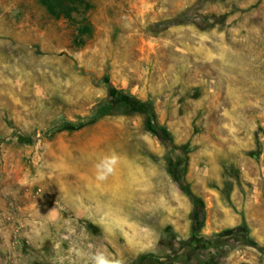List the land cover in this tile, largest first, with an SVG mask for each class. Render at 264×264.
Masks as SVG:
<instances>
[{"label":"rangeland","instance_id":"374dc122","mask_svg":"<svg viewBox=\"0 0 264 264\" xmlns=\"http://www.w3.org/2000/svg\"><path fill=\"white\" fill-rule=\"evenodd\" d=\"M74 6L0 0V264H264V0Z\"/></svg>","mask_w":264,"mask_h":264},{"label":"trees","instance_id":"16d2710c","mask_svg":"<svg viewBox=\"0 0 264 264\" xmlns=\"http://www.w3.org/2000/svg\"><path fill=\"white\" fill-rule=\"evenodd\" d=\"M43 2L49 13L55 17H58L60 13H63V16L68 17L71 10H76V7L74 6L75 0H43ZM57 7L60 8V11L55 10ZM113 98L116 100L123 99L131 104H139V101L133 96L116 91L113 93Z\"/></svg>","mask_w":264,"mask_h":264},{"label":"clouds","instance_id":"9594fccd","mask_svg":"<svg viewBox=\"0 0 264 264\" xmlns=\"http://www.w3.org/2000/svg\"><path fill=\"white\" fill-rule=\"evenodd\" d=\"M114 163H115V158L113 157L111 160H105L102 163L101 167L107 168L110 171L111 169L109 165L114 164ZM96 264H116V262L109 261L101 255V256L96 257Z\"/></svg>","mask_w":264,"mask_h":264}]
</instances>
